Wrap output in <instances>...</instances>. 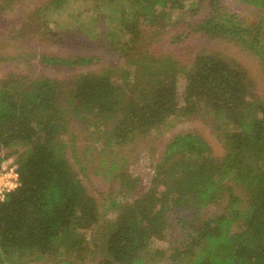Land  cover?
<instances>
[{
    "label": "trees",
    "instance_id": "1",
    "mask_svg": "<svg viewBox=\"0 0 264 264\" xmlns=\"http://www.w3.org/2000/svg\"><path fill=\"white\" fill-rule=\"evenodd\" d=\"M67 1L51 0L56 8ZM196 1L198 6L189 9L190 17L201 13L207 0ZM239 1L264 9V0ZM130 4L140 5L141 12L136 8L133 18L134 10L131 15L119 12L110 20L130 36L116 47L125 52H134L143 39L145 29L138 25L137 13L141 17L145 10L148 15L143 19L157 27L145 33L152 40L179 21H170L168 6L185 10L181 0ZM208 4L207 15L188 28L240 45L264 68L263 16L246 23L223 11L220 0H208ZM98 15L97 29L109 18ZM33 56L40 64L67 68L97 60L95 56ZM128 62L130 68L120 70V83L111 70L63 80L0 78V170L4 161L13 158L19 177L17 187L0 201V264L48 258L75 264L95 252L102 257L98 264H153L163 251L151 248V242L166 238L170 213L179 210L181 227L192 225V229L189 239L173 248L166 264H264V100L246 70L219 53L198 54L187 72L180 107L175 77L179 68L171 58L162 60L138 48ZM201 107L216 119L229 120V129L218 135L226 150L224 157L212 158L208 143L197 133L176 135L144 192L138 191V177L118 173L122 188L140 194L130 203L113 201L115 219L101 224L98 202L73 162L75 138L69 134L68 141L63 139L70 120L85 123L98 118L106 132L101 140L121 146L170 127V117H193ZM235 186L246 196L243 207ZM223 198L228 200L220 213L198 224L190 218V213Z\"/></svg>",
    "mask_w": 264,
    "mask_h": 264
},
{
    "label": "rangeland",
    "instance_id": "2",
    "mask_svg": "<svg viewBox=\"0 0 264 264\" xmlns=\"http://www.w3.org/2000/svg\"><path fill=\"white\" fill-rule=\"evenodd\" d=\"M110 1L108 3L107 0H68L61 7L56 8L51 0H0V78L19 75L63 80L84 72L104 74L107 70H111L113 79L116 83H120L122 81L120 70L127 66L130 68L128 59L138 53L139 48L144 50V53L159 56L162 60L171 58L174 61L175 67L179 68L175 77L178 104L182 107L187 72L191 69L196 56L207 51L219 53L238 62L246 70L257 95L264 100V68L258 58L232 41L210 39L188 28L189 24L199 22L207 15L208 0L201 13L193 17H190L192 15L189 9L198 6L196 0H181L185 4L183 11L168 6L170 21L172 18H178L179 21L162 29L163 31L156 35L153 32L152 40H148L145 33L148 30L154 31L157 27H152L148 20L143 19L148 15L145 10L141 17L137 13L138 25L145 29V32L134 52H125L122 47L116 48L130 36L123 33L121 26L116 27L117 21L110 20L116 19L119 12L129 14L134 10L131 17L133 18L136 8L141 12L140 5L131 6L130 3L135 0ZM137 1L144 4V0ZM220 3L223 11L230 16L237 15L246 23L253 22L259 15L264 18V9L254 8L239 0H220ZM156 9L159 11L160 6L157 5ZM96 14H101V18L109 17L99 29L95 27L98 21H95ZM178 36L180 40L176 41ZM33 54L64 58L95 56L97 60L88 66L52 67L40 64ZM133 79L132 76L131 80ZM97 119L93 117L85 123L81 120H70L69 131L63 139L68 141L69 134L75 138L76 154L73 162L80 177L89 185L98 202L101 224L115 219L117 210L112 207L113 201L120 204L130 203L140 194L122 188L118 173L123 172L131 177H138L140 180L138 191L144 192L155 174L156 165L163 158L167 144L176 135L197 133L208 143L212 158L220 160L226 152L218 135H224L229 129L227 127L229 120L224 117L217 120L203 107L193 117H170L168 119L170 127L138 136L133 142L121 146L108 145L101 140L106 137V132ZM11 159L15 164L14 159ZM235 193L243 199L241 204L243 207L246 197L244 191L239 186H235ZM227 200L223 198L218 203H212L193 214L190 213L189 216L198 224L223 211ZM170 215L166 238L151 242V248L163 251V256L157 257L153 264H166L173 248L189 239L187 233L191 231L192 225L181 227L178 219L183 215L182 211H172ZM233 230H237V223ZM101 258L95 252L85 261H78L75 264H98ZM30 264L61 263L54 258H48Z\"/></svg>",
    "mask_w": 264,
    "mask_h": 264
},
{
    "label": "built area",
    "instance_id": "3",
    "mask_svg": "<svg viewBox=\"0 0 264 264\" xmlns=\"http://www.w3.org/2000/svg\"><path fill=\"white\" fill-rule=\"evenodd\" d=\"M15 164H7L0 170V201L5 197V194L13 190L19 184V177Z\"/></svg>",
    "mask_w": 264,
    "mask_h": 264
},
{
    "label": "crops",
    "instance_id": "4",
    "mask_svg": "<svg viewBox=\"0 0 264 264\" xmlns=\"http://www.w3.org/2000/svg\"><path fill=\"white\" fill-rule=\"evenodd\" d=\"M3 163H4V164H2L1 168L4 167L5 164H10V163L14 164V163H13V160H12L11 158L8 159V160H6V161H4Z\"/></svg>",
    "mask_w": 264,
    "mask_h": 264
}]
</instances>
